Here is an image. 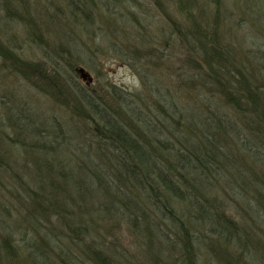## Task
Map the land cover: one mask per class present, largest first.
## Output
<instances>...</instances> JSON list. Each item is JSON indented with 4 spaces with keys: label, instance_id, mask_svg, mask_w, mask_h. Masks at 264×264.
I'll return each instance as SVG.
<instances>
[{
    "label": "rangeland",
    "instance_id": "rangeland-1",
    "mask_svg": "<svg viewBox=\"0 0 264 264\" xmlns=\"http://www.w3.org/2000/svg\"><path fill=\"white\" fill-rule=\"evenodd\" d=\"M75 1L0 0V42L5 51L18 56L5 59L0 55V216L3 219L0 239L8 234L6 229H10L16 239L30 241L33 224L34 228L51 230L59 244L85 259H89L86 244H90L104 249L112 259L117 257L115 264H165L168 260L164 258L163 248L155 250L160 239L152 237V249L148 248L146 238L125 219L123 210L117 213L111 210L101 216L92 213L93 207L87 200L82 210L65 204L71 203L70 196H65L64 202L51 196L37 179L38 174L32 173L33 160L42 150L33 145L24 149L23 146L30 143L26 138L36 143V137L22 135L19 123L29 120L31 128H41L40 131H43L40 120L62 130L68 128V134L59 138L63 143L59 146L63 172L59 170L58 174L68 175L70 168L76 167L75 172L91 175L98 166L100 178L93 180L91 187L103 190L102 169L110 165L104 164L98 142L89 139L92 125L87 110L79 104L63 102L61 98L67 93L64 89L71 91L74 81L87 91L91 101L101 106L102 102L108 105L113 102L119 113V102L131 106L132 122L136 126L145 129V125L148 128L150 124L151 132L158 131L169 142L175 139L167 130L180 129L185 124L196 129L197 125L206 124L212 113L202 105L203 95L192 91L191 81L183 79L196 67V62L187 59L185 46L172 29H187L193 20L201 26H211L216 19L217 0H195L188 6L190 13L178 11L174 0H128V8L113 5V1L107 4L105 0H92V4L88 0V10L84 6L76 7ZM219 5L216 31L224 43L223 48L230 52L249 80L263 87L264 0H219ZM127 47L129 49H125ZM122 49L130 52L128 61ZM146 56L151 59L146 61ZM31 64L35 67L28 66ZM39 65L43 67H37ZM79 67L91 77L89 83L79 77L76 71ZM53 68L62 70L63 77L56 79ZM157 95L162 106H155L152 96ZM208 100L211 106L222 107L223 121L236 128L231 132L238 134V139L232 136L235 141L229 137L223 140V150L233 164L226 171L218 169L220 174L233 189H241L238 179L234 181L238 175L255 171L257 181L264 179L263 167L254 170L249 163L251 159L242 150L245 143L257 150L259 156L261 152L264 155V146L256 136L260 135L259 131L248 121L242 122L234 109L217 95ZM169 101L176 110L173 120L162 115L163 106ZM150 130L142 136L153 144L155 138ZM44 168L45 165H41L38 173ZM207 180L210 197L222 199L231 206L236 211L233 217L245 225L250 249L242 255L236 244L222 237L208 244L207 233L191 225L190 231L199 238L197 264H264V210L257 203L254 216L252 208L236 200L231 195L234 192L228 190L222 180L213 174L207 175ZM45 182L49 185L48 177ZM86 186L85 182L80 185L85 199L89 197ZM239 196L236 194L237 198ZM39 202L43 204L40 206ZM80 220L90 225L94 241H90L88 235L84 239L68 234L69 225L78 224ZM166 223V219L162 220V229L173 235ZM28 258L31 257L20 252L6 253L8 264H33Z\"/></svg>",
    "mask_w": 264,
    "mask_h": 264
},
{
    "label": "trees",
    "instance_id": "trees-1",
    "mask_svg": "<svg viewBox=\"0 0 264 264\" xmlns=\"http://www.w3.org/2000/svg\"><path fill=\"white\" fill-rule=\"evenodd\" d=\"M105 1V3L113 1V5L128 8L126 7L128 0ZM174 1L177 10L182 13H190L188 6L195 3V0ZM90 2L94 4L92 0ZM216 3V19L214 18L211 26H201L198 21L193 20L187 29L186 27L172 29L184 44L188 53L187 59L191 58L196 62V67L192 68L193 70L183 79L191 81L192 91L203 95L202 105L212 113L206 124L197 125L196 129L185 124L180 129L167 130V134L175 139L169 142L158 131L151 132L150 124H147V128L143 123L145 129L136 126L132 122L131 106L122 105L119 102L121 113L113 102L112 105L102 102L103 106H101L93 99L91 101L87 91L80 88L74 81H72L71 91L64 89L67 93L61 98L63 102L67 105L79 104L87 110L92 125L89 139L98 142L97 145L100 146L105 158L104 164L110 165L102 169L106 176V179L105 176H101L102 180H105L103 190L98 191L97 188L91 187L93 180L97 181V178H100L98 166L91 175L75 172L76 167L70 168L68 175L67 173L58 174L59 170V173L63 172L60 169V162L63 159L60 157L59 150V146L63 143L59 138L68 134V128L65 127V130L63 127V131L47 121L40 120L39 125L43 128V131H40L41 128L32 129L29 120L19 123L23 130L22 135L36 137V143L32 138L27 137L30 143L26 147L23 146L24 149H30L33 145V148L42 150L41 155L33 160L32 173L38 174L37 179L43 182L51 196L60 198V202L65 201V196H70L71 203L65 204L68 207L76 205L82 210H85L86 207L83 206L87 200L93 207L92 213L95 212L101 216L111 210L115 213L123 210L125 219L129 220L134 229L139 228L140 235L146 238L148 248L152 249V237L160 239L155 250L159 251L163 248L164 258L168 260L165 264H197L196 253L199 245L197 239L199 238L190 231L191 225L198 226L202 232L207 233L208 244L213 239L222 237L227 238L228 243L236 244L242 255L250 249L248 245L250 240L247 232L244 231L245 225L239 224L233 217L236 216V211H233L231 206L228 207L222 199L210 197L211 188L208 187L210 184L207 175L213 174L215 178L222 180L223 185L234 192L231 195L236 200L252 208L254 216L257 214V203L264 210V179L257 181L255 171L247 175H238L234 179V181L238 179L241 189H233L230 182L220 174L233 164L231 157L223 150L225 143L223 140L229 137L235 141L236 139L232 136L237 138L238 134L232 133L231 129L234 127L223 121L222 107L211 106L208 97L213 98L217 95L224 100L234 109L242 122L248 121L252 128L259 131L260 135L256 136L260 138L258 142L264 146V86L261 87L253 80H249V77L231 58L230 52L223 48L224 43L216 31L219 0ZM74 5L89 9L88 0H76ZM3 47L0 42L2 57L5 59L18 57L13 52L5 51ZM124 50L122 49L121 53L128 61L127 55H130V52L127 53ZM144 59L148 61L151 56H146ZM182 62L190 63L188 60ZM28 66L35 67L34 64ZM19 70L22 71L21 64ZM52 72L56 79L63 77L62 70L53 68ZM42 77L45 79V74ZM53 85L50 86L51 89ZM152 99L157 104L155 106H162L158 95L152 96ZM163 107L162 115L173 120V113L176 110L173 109L172 101ZM153 114L156 116V113L153 112ZM149 130L155 138L153 144L142 136ZM158 134L160 137L157 136ZM243 145L242 150L251 159L249 162L251 167L254 170L256 167H263L264 173L263 153L261 152L259 156L257 150L247 147L245 143ZM115 163L117 164L113 165ZM41 165H45L46 168L42 170V173H38ZM47 177L50 180L49 185L45 182ZM53 177L55 179L52 182ZM82 182L87 185L89 194L87 199L80 187ZM89 185L90 188H88ZM236 194L240 195L239 198ZM252 200L255 204L251 202ZM39 204L41 206L43 203L39 202ZM164 219L167 222L165 226L170 228L173 235L162 229ZM64 221L67 222V219L65 218ZM0 222L2 223L3 219ZM32 226L33 224L32 232L30 229L31 240L24 239L23 242L13 237L10 229H6L8 234H4L5 237L0 239V264H8L6 253L11 254L12 251L15 254L20 252L30 256L31 258L28 259L33 264H115L117 262V257L112 259L104 249L90 244H86L89 259L72 254L63 244L58 243V239L54 237L53 232H50L51 230H40ZM69 227L70 236L85 239V235H88L89 240L94 241L91 227L87 223H81L80 220L78 224L69 225ZM121 259L125 260L126 257Z\"/></svg>",
    "mask_w": 264,
    "mask_h": 264
},
{
    "label": "water",
    "instance_id": "water-1",
    "mask_svg": "<svg viewBox=\"0 0 264 264\" xmlns=\"http://www.w3.org/2000/svg\"><path fill=\"white\" fill-rule=\"evenodd\" d=\"M76 71L78 72L79 77L82 80L86 81L87 83H89L91 81V77L82 67L77 68Z\"/></svg>",
    "mask_w": 264,
    "mask_h": 264
}]
</instances>
